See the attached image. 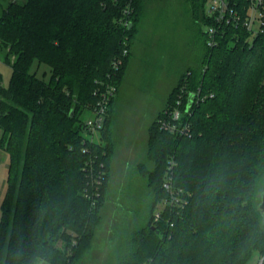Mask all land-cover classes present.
Masks as SVG:
<instances>
[{
    "label": "trees",
    "instance_id": "1",
    "mask_svg": "<svg viewBox=\"0 0 264 264\" xmlns=\"http://www.w3.org/2000/svg\"><path fill=\"white\" fill-rule=\"evenodd\" d=\"M205 1L190 0V6L207 27L214 23L205 15ZM127 2L0 0V55L11 68L6 87L0 78V149L8 155L0 264H74L91 247L114 153V97L98 133L101 142L83 136L80 117L89 113L94 90L123 49L128 53L113 78L116 92L125 76L145 0H131V26L124 28L117 21ZM233 3L243 18L248 1ZM202 34L199 65L180 76L147 129L145 163L137 169L152 204L123 264H245L253 253L264 264L258 211L264 191V35L220 28L216 44L208 46ZM180 93L184 106L196 95L184 115L190 137L158 124ZM170 161L173 184L189 195L188 203L178 215L165 212L153 223Z\"/></svg>",
    "mask_w": 264,
    "mask_h": 264
},
{
    "label": "rangeland",
    "instance_id": "2",
    "mask_svg": "<svg viewBox=\"0 0 264 264\" xmlns=\"http://www.w3.org/2000/svg\"><path fill=\"white\" fill-rule=\"evenodd\" d=\"M205 29L193 18L190 0H145L125 76L109 106L114 153L106 204L90 249L74 264H123L131 254V238L146 225L152 204L151 192L137 169L145 163L147 129L164 108L180 76L199 65ZM35 71L41 77L44 68ZM10 75L11 68L3 63L0 55V78L4 87ZM90 116L88 112L83 113L80 119L84 122ZM91 140L101 142L97 134ZM7 166L8 155L0 149V216L7 190ZM36 264L48 263L38 260ZM245 264H261V258L253 253Z\"/></svg>",
    "mask_w": 264,
    "mask_h": 264
},
{
    "label": "built area",
    "instance_id": "3",
    "mask_svg": "<svg viewBox=\"0 0 264 264\" xmlns=\"http://www.w3.org/2000/svg\"><path fill=\"white\" fill-rule=\"evenodd\" d=\"M205 15L211 19L214 25L207 26L205 33L207 35L208 46L216 44L215 34L224 25L226 27L242 28L250 37L264 35V5L262 0H248V5L243 18L236 10L233 0H206ZM132 13L131 0H128L126 6L122 10V17L117 23L126 28L131 26L130 16ZM126 44V42H125ZM128 53L127 49H123L120 57L115 58L111 63V72L107 75L105 81L99 82L97 89L93 95L96 97L95 103L89 107L90 117L83 122V136L92 142L91 138L102 130L106 110L110 100L115 96L116 86L113 78L116 71L122 64V58ZM183 91H181L182 93ZM178 94L174 105L169 111L165 112L164 117L159 121V128L172 135L178 137H190L191 126L185 119L184 115L189 112V108L193 102L185 104L182 102V94ZM198 95V94H197ZM209 97H212L210 95ZM173 162L170 161L162 182V189L165 197L158 202L153 212V223H157L162 219L165 212L178 215L180 211L188 203V194L182 188L173 184ZM85 171H87L85 169ZM91 175V174H90ZM96 185L100 183V179H94ZM173 223H169L171 227Z\"/></svg>",
    "mask_w": 264,
    "mask_h": 264
},
{
    "label": "water",
    "instance_id": "4",
    "mask_svg": "<svg viewBox=\"0 0 264 264\" xmlns=\"http://www.w3.org/2000/svg\"><path fill=\"white\" fill-rule=\"evenodd\" d=\"M258 211L262 217V220L264 222V191H262L260 195V203L258 204Z\"/></svg>",
    "mask_w": 264,
    "mask_h": 264
}]
</instances>
